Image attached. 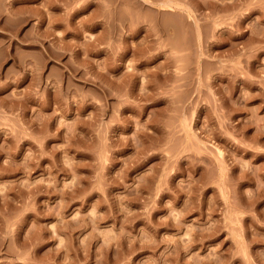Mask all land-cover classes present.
<instances>
[{
	"label": "rangeland",
	"instance_id": "rangeland-1",
	"mask_svg": "<svg viewBox=\"0 0 264 264\" xmlns=\"http://www.w3.org/2000/svg\"><path fill=\"white\" fill-rule=\"evenodd\" d=\"M0 264H264V0H0Z\"/></svg>",
	"mask_w": 264,
	"mask_h": 264
},
{
	"label": "bare ground",
	"instance_id": "bare-ground-1",
	"mask_svg": "<svg viewBox=\"0 0 264 264\" xmlns=\"http://www.w3.org/2000/svg\"><path fill=\"white\" fill-rule=\"evenodd\" d=\"M151 3H153V1H150ZM165 9H166V7H168L169 9L171 8H173V5H171L169 2H167V1H162L161 3H160ZM163 8V9H164ZM182 26V25H181ZM180 27V26H179Z\"/></svg>",
	"mask_w": 264,
	"mask_h": 264
}]
</instances>
